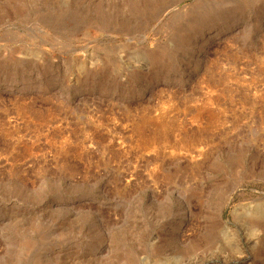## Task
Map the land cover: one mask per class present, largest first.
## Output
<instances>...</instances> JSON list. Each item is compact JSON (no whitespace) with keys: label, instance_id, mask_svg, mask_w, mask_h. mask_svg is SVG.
<instances>
[{"label":"rangeland","instance_id":"374dc122","mask_svg":"<svg viewBox=\"0 0 264 264\" xmlns=\"http://www.w3.org/2000/svg\"><path fill=\"white\" fill-rule=\"evenodd\" d=\"M0 264H264V0H0Z\"/></svg>","mask_w":264,"mask_h":264}]
</instances>
